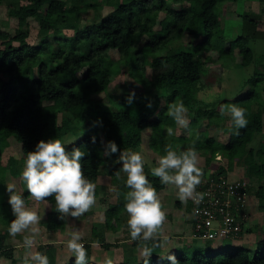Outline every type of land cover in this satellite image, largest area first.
I'll return each instance as SVG.
<instances>
[{
	"label": "trees",
	"instance_id": "1",
	"mask_svg": "<svg viewBox=\"0 0 264 264\" xmlns=\"http://www.w3.org/2000/svg\"><path fill=\"white\" fill-rule=\"evenodd\" d=\"M259 2H263L260 13L242 11L240 24L230 33L220 0H104L101 5L94 0H0V6L6 5L8 15L16 21L13 33L0 30V157L8 146L16 150L0 163V259L23 264V257L14 254V245L6 242L15 218L7 184L21 175L28 152L41 140L58 138L68 151H84L81 163L92 182L102 166H107L112 177L122 167L119 161L106 164L102 151L108 141L115 142L118 152L132 151L150 128L148 135L155 137L150 148L160 156L166 154L167 145L184 151L195 141L196 150L204 155L203 176L226 174L241 163L246 167L245 176L256 185L257 208L263 210L264 143L255 150L246 148L255 133L264 131V0ZM99 11L102 14L96 17ZM31 19L38 28L33 42L27 39ZM64 33H69L65 34L68 37ZM179 39H186L189 45L176 46ZM235 52L240 60L235 61L233 70L257 59L252 72L239 82L229 80L233 86L228 91L212 86L211 81L204 83L202 78L214 62L234 59ZM119 73L127 78L112 87V78ZM201 89L206 92L198 95ZM132 91L135 99L128 104ZM97 93L107 94L112 103L125 109L97 106ZM179 102L188 109L190 123L187 128L178 125L179 134L169 136L165 130L174 128L176 122L167 115V108ZM231 104L246 109L248 124L239 135L233 134L230 115L220 114L222 105ZM212 125L217 129L209 134ZM221 127H228L222 139ZM150 173L146 176L157 192L165 190L167 185ZM21 185L16 192L22 193L26 202L30 193L25 182ZM117 187L116 201L104 210L111 231L93 226L83 244L87 253L94 242L107 249L120 247L121 257L113 264H144L138 250L145 242L131 240L128 227L122 229L126 235L121 240L128 242L126 246L121 240H112L119 227L109 221H118L125 209L120 204L121 187ZM106 192L107 188L103 195ZM46 199L44 202L55 204L54 197ZM248 201L251 205L250 198ZM54 206L45 215L44 225L49 230H57L67 218L61 220ZM175 206H182L179 199ZM106 233H112L111 237H105ZM248 234L249 228L242 237L246 240ZM21 239L23 245L24 236ZM212 240L202 238L204 247L197 250L169 245L164 254L157 247L148 264H171L169 255H175L179 264H264V234L253 246H224L218 251ZM147 243L151 246L152 241ZM54 250L51 241L33 249L47 255L49 264H57ZM68 264H75V256H70ZM88 264L104 262L91 260L88 253Z\"/></svg>",
	"mask_w": 264,
	"mask_h": 264
},
{
	"label": "clouds",
	"instance_id": "2",
	"mask_svg": "<svg viewBox=\"0 0 264 264\" xmlns=\"http://www.w3.org/2000/svg\"><path fill=\"white\" fill-rule=\"evenodd\" d=\"M134 99L135 92L132 91L126 102L132 104ZM147 106H152L151 101ZM187 112L188 109L182 102L169 105L167 108V115L183 128H187L190 123ZM226 113L231 117L233 134L239 135V130L246 128L248 124L246 109L235 104L222 105L221 116ZM166 133L169 136L173 135V129L167 128ZM92 139L95 142V137ZM117 151L115 142L108 141L104 154L111 155ZM165 153L157 160V166L153 167L151 160L142 152L124 150L119 156L122 167L115 173L117 178L121 177V173L126 175V187L130 189L124 197L126 201L124 208L129 217L127 226L131 240L145 242L141 246L144 264H148L155 248L163 247L170 239L164 234L167 212L156 188L145 174V164L150 167L152 176L159 178L161 184L174 186L178 190L177 198L181 203L192 199L194 203L199 204L203 200V193L197 191L204 173L199 166L200 158L195 141L184 151H176L171 145H167ZM84 156L85 152L80 148L68 151L58 138L39 141L35 150L27 154L21 173L22 181L26 183L30 196L37 203L54 197L55 210L60 214L61 220L69 215L79 219L97 203V185L84 174L81 163ZM7 191L8 203L15 217L8 227L9 234L15 237L25 232L29 233L23 239V247L26 249L23 264H49L47 255L33 251L37 243L36 237L40 234L38 225L42 216L35 209L26 207L22 193L16 192L15 183H8ZM195 214H198V210ZM69 235L66 247L72 256H75V264H88L87 250L80 242L83 234L80 231H72ZM148 241H152L151 246ZM167 258L171 264H179L175 255H169ZM104 264H113V260L106 258Z\"/></svg>",
	"mask_w": 264,
	"mask_h": 264
},
{
	"label": "rangeland",
	"instance_id": "3",
	"mask_svg": "<svg viewBox=\"0 0 264 264\" xmlns=\"http://www.w3.org/2000/svg\"><path fill=\"white\" fill-rule=\"evenodd\" d=\"M98 4H102L104 0H94ZM221 5L223 6L224 10L222 13V18L223 21L227 24L226 28L230 30V33H233L237 26L241 22V16L240 13L242 11H252L256 13H260V8L263 2H259V0H234L231 1L230 3H227V0H220ZM6 5H1L0 6V30H6L10 33H13L15 26H16V21L13 17H10L7 13L6 10ZM102 11H99L96 13V17L101 16ZM257 15H254V17ZM30 33L27 39L30 42H33L37 32V23L35 20L31 19L30 21ZM69 33H64V37H68ZM176 46L180 45H189V41L186 39H179L176 40ZM229 43H226V46H228ZM240 60V56L235 52V58L234 59H229L227 58L226 60H216L208 71L205 73L203 76L202 80L204 83L205 81H211L212 86L217 85L216 87L219 90H227L229 86H233V84L229 85V80H235L236 82L243 80L245 77H247L252 70L254 69L255 64L257 63L256 61H252L250 64L246 65L245 67H241L237 70H233V65L235 61ZM218 75V76H217ZM219 77L217 81H213L215 77ZM125 78H127V75L125 73H119L117 75H114L112 78L111 86L113 87L115 84L121 83ZM262 86L264 87V82L262 83ZM234 88V87H233ZM211 91V90H209ZM214 91V90H213ZM228 91V90H227ZM153 93L154 91L151 90ZM206 91L201 89L199 91L198 95H203ZM240 92V93H239ZM237 94H242V89L239 90ZM96 97L97 99V106H103L105 108H113V109H125V106L123 105H118L117 103H112L110 101V98L107 94L105 93H97ZM200 97V96H199ZM264 99V94L262 95ZM162 104H165L166 102L161 100ZM263 119H264V114H263ZM225 122V120L223 121ZM228 125V123H222ZM211 128L209 129V134L213 133L216 129V125L210 126ZM173 129V135L179 134V127L176 125ZM150 128H147L145 132V137L141 145L138 147L132 149V151H138L142 152L143 155H145L149 160L152 162V166H157V160L160 157V154L154 150V148H150V143L155 142V137L150 134L148 135L151 131ZM219 136H221V139L226 136L228 127L222 129L219 128ZM166 133V130H165ZM264 143V131L263 132H257L254 134L253 139L251 142H249L246 145V148H252L253 150L258 149L260 145ZM105 147L104 150L102 151V156L105 158L106 164L112 163V162H118L119 161V156L121 152H115L112 153L111 155H105ZM16 150L12 146L6 147L0 157V163L3 164L9 155L15 154ZM220 157L219 154L216 155V158L218 159ZM199 158H200V167H203L205 165V160H204V155L199 153ZM26 160V158H25ZM104 162V163H105ZM121 162V161H119ZM25 165V163H24ZM24 167V166H23ZM107 166H102L100 169V174L98 175L97 180L94 182L96 183V191L98 196L97 198V203L93 206V208L86 212L84 215H82L79 219H76L74 217H71L70 215L67 216L65 222L60 225L57 230H49L45 227L44 225V220H45V215L46 212L51 206L55 204H50L48 202H42V203H37L30 195H28L27 199L28 201L25 202L26 207L30 209H35L38 214L42 216V219L38 225L40 229V234L39 236L36 237V245L37 244H43L48 241H51L55 247V260L57 264H68L69 258L72 255V253L69 252V250L66 247L68 239H70L69 233L72 231H80L82 235L81 243L85 242V240H89L91 236V229L93 226L97 228L99 231L103 232H110L111 227L108 226L107 220L105 219V214L104 210L108 208L109 203H113L116 201L117 194L115 190L118 188L117 186L121 187V198H120V204H125V193L130 191L128 187H126V175L121 173V179H123L122 183L118 181L117 183V177H112L109 175L107 172ZM211 170V167L209 171ZM145 174L147 175L149 172H151L150 167L145 164L144 168ZM246 173V167L242 165L241 163L237 164L234 166L232 169L228 170V174L230 177L237 178L240 177L241 179H244L247 181L249 184V198L251 205L248 206V213H249V218L246 221L245 224V229L249 228V234L245 240V237L242 235L236 238H227V239H216L212 240L214 242V248L216 251L223 249L224 246H232V245H245V246H253L255 243H253L256 238H262L264 234V209L261 210L257 208L258 202L257 198L255 195V188L256 185H253V183L250 181L248 177L245 176ZM151 174V173H150ZM21 175L17 176L15 179H13L12 182L9 183H15L16 184V191H18V188L20 189L22 187ZM253 189H252V188ZM107 188V195H103L102 192H105ZM114 190V191H113ZM177 189L174 186L167 185L165 190L159 191L158 194L162 200L164 210L167 212V221L164 225V234L168 237L169 241L164 243L163 247L161 249L163 250L162 253H166L169 249V245H172L170 247H177V246H184L188 245L192 249H203V242L202 238L198 236H193V216L191 214L192 211V199L187 200L185 203H182L181 207L175 206L176 204V199L177 198ZM47 207L45 208V206ZM55 207V206H54ZM128 214L126 210L124 209L123 212H121L120 217L118 218V221L115 218L110 219V224L116 227H119L118 229H115L113 232V239L112 240H121L124 238L126 235L122 229L123 227H128L127 226V220H128ZM262 229H261V228ZM263 230V231H262ZM245 230L242 231L244 233ZM22 235V237H21ZM21 235H17L15 237L11 236L9 234L8 238L6 239V242L9 244L14 245V254L16 257H24L25 255V248L23 245L19 244V242L22 240L23 236L29 235L28 232H25ZM112 233H106L104 234L105 237H111ZM192 235V236H191ZM194 238H201L199 240H194ZM206 241V240H204ZM121 245L126 246L127 241L126 240H121ZM189 249V253H192L193 250ZM25 251V252H24ZM139 253L141 254V248H139ZM22 252L24 253L22 255ZM89 258L95 262H104L106 258H110L112 260H118L121 257L122 254V249L120 247L114 248L112 245L110 248H104L102 245H100L97 242H94L93 245H91L89 249ZM20 259V258H19ZM19 261V260H18ZM0 264H10L9 259L6 258H1L0 259Z\"/></svg>",
	"mask_w": 264,
	"mask_h": 264
},
{
	"label": "built area",
	"instance_id": "4",
	"mask_svg": "<svg viewBox=\"0 0 264 264\" xmlns=\"http://www.w3.org/2000/svg\"><path fill=\"white\" fill-rule=\"evenodd\" d=\"M248 185L228 173L203 176L197 188L203 200L199 204L192 200L193 236L214 240L239 237L249 218Z\"/></svg>",
	"mask_w": 264,
	"mask_h": 264
}]
</instances>
